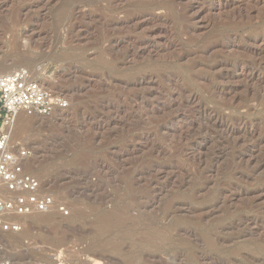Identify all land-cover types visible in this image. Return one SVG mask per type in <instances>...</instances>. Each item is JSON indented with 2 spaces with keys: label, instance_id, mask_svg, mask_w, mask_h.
<instances>
[{
  "label": "rangeland",
  "instance_id": "obj_1",
  "mask_svg": "<svg viewBox=\"0 0 264 264\" xmlns=\"http://www.w3.org/2000/svg\"><path fill=\"white\" fill-rule=\"evenodd\" d=\"M20 68L69 108L16 120L53 205L0 260L264 264V0H0Z\"/></svg>",
  "mask_w": 264,
  "mask_h": 264
},
{
  "label": "built area",
  "instance_id": "obj_2",
  "mask_svg": "<svg viewBox=\"0 0 264 264\" xmlns=\"http://www.w3.org/2000/svg\"><path fill=\"white\" fill-rule=\"evenodd\" d=\"M68 108L69 101L63 95L43 87L27 69H16L0 76L1 232H20L22 219L47 212L53 205L52 198L41 193L39 180L26 166L31 151L24 146L14 148L10 144V135L19 114L48 117ZM0 264L13 262L3 259Z\"/></svg>",
  "mask_w": 264,
  "mask_h": 264
},
{
  "label": "bare ground",
  "instance_id": "obj_3",
  "mask_svg": "<svg viewBox=\"0 0 264 264\" xmlns=\"http://www.w3.org/2000/svg\"><path fill=\"white\" fill-rule=\"evenodd\" d=\"M15 66V65H14ZM2 70V69H1ZM30 70H32V68L30 69ZM32 71H34V70H32ZM8 73H11V70H8V71H2V72H0V76H2V75H5V74H8ZM71 76V75H70ZM50 84V83H49ZM41 85L43 86V87H45V88H47V86H45V84L43 83V82H41ZM48 87H49V85H48ZM49 89V88H48ZM22 114H20V116H21ZM20 119H21V117H19ZM11 135H12V132H11ZM11 135H10V138H11Z\"/></svg>",
  "mask_w": 264,
  "mask_h": 264
}]
</instances>
